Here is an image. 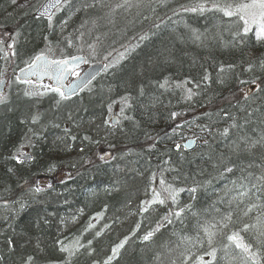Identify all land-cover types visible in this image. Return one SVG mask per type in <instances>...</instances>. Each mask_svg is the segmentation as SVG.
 <instances>
[{
    "label": "trees",
    "instance_id": "obj_1",
    "mask_svg": "<svg viewBox=\"0 0 264 264\" xmlns=\"http://www.w3.org/2000/svg\"><path fill=\"white\" fill-rule=\"evenodd\" d=\"M9 1L0 0V37L3 32L17 29L20 33L15 48L18 57L22 48L25 52L33 48L25 56L23 66L43 42L61 48L72 41L74 48L66 54L85 53L93 62L104 61L106 52L112 48L123 52L124 45L130 50L116 67L92 83L95 85L98 81L92 98H85L78 105L63 103L62 108L58 107L48 116L50 121L42 122V113L40 123L31 124L25 97L21 94L13 96L9 111L0 110V264H23L26 254L35 256L34 264H63L66 254L54 242L60 239L74 246L77 238L86 247L80 249L72 264H92L94 259L103 261L111 254V248L126 236L130 239L112 264H152L162 244L175 250L180 264H184L186 257H190L187 264H197L198 256L211 251L203 228L213 222V217L228 211V206L219 204V200L232 187L231 181L239 176L237 172L222 177L220 167H214L222 156L231 155L236 159L229 145L239 132L230 129L229 138L220 135L232 123L223 112L243 123L247 112L260 106L259 111H253L247 127L253 137L264 131V42L253 31L234 38L233 33L242 22L225 17L218 10L203 13L182 10L201 4L207 9L213 3L223 5L232 0H144L127 12L118 10L111 22L98 10L76 11L72 5L78 7L80 0H70L64 10L57 12L51 27L34 26L24 30V35L20 29L26 25L8 19ZM176 11L179 15H174ZM81 32L85 33L82 40L77 39ZM143 34H147V39L139 41ZM96 36L101 37L100 42H96ZM93 43H96L95 53L89 48ZM1 64L2 51L0 78ZM230 65L233 67L229 68ZM249 66L251 70H247ZM221 67L225 69L223 73L219 71ZM206 74L209 79L204 81ZM165 80V87H159ZM241 80L247 83L241 84ZM189 88L196 93L190 100L186 98ZM141 89L143 95H140ZM246 93L247 101L243 99ZM106 97L105 102L128 97L132 107L126 117L130 119L122 118L114 126L105 123L99 103ZM173 112L178 114L176 119L171 117ZM69 114L72 119L68 118ZM55 124L60 127H54ZM41 126L46 129L40 132L42 139H32L33 161L17 164L6 159L23 135L31 136L29 127L40 131ZM173 126L176 132L165 135V130ZM72 136L76 139L72 140ZM86 136L88 139H84ZM186 137L197 138L196 149L187 153L174 149L172 141ZM255 151L257 159L264 155V149ZM102 154L104 160L100 159ZM8 168H13L15 174L9 175ZM58 171L68 175H61V180H54L51 188L45 187L39 194L29 191L36 185V177ZM161 179L164 185L160 184ZM114 182L119 183L120 189ZM138 187L140 192L136 191ZM192 187L197 188L195 193L188 191ZM173 189L177 190L175 203L171 199ZM153 190L161 193L165 203L154 204L148 213H140V202L151 200ZM138 193L143 195L140 200L134 199ZM17 201L25 203L23 210H19ZM213 204L220 208V213L211 208ZM188 205L199 217L186 210L183 223L172 217L173 223L162 227L152 242L142 241V236L154 229L160 218ZM232 208L237 212L233 222L221 230L211 245L217 249L212 264H243L241 250L227 236L239 230L244 222L256 223L255 213L242 218L235 202ZM98 213L102 215L97 217ZM45 215L47 224L42 218ZM72 217L76 219L73 221ZM60 218L66 224H61ZM90 221L94 227L85 231ZM8 224L13 227L9 229ZM97 231L101 232L99 237L95 236ZM185 235L192 238L191 242L183 241ZM241 235L245 242L253 243V250L259 253V264H264V247L260 246L264 241H257L252 232H241ZM8 239L14 241V251L7 245ZM24 240L31 242L26 245ZM89 240L95 249L91 256L86 254ZM204 260L212 258L205 255Z\"/></svg>",
    "mask_w": 264,
    "mask_h": 264
},
{
    "label": "snow or ice",
    "instance_id": "obj_2",
    "mask_svg": "<svg viewBox=\"0 0 264 264\" xmlns=\"http://www.w3.org/2000/svg\"><path fill=\"white\" fill-rule=\"evenodd\" d=\"M29 3V0H24L23 4L18 5V0H12L13 5H18L20 8L27 7ZM70 4V0H48V3L45 5H42L43 12L41 15L46 16L49 27L52 26V19L55 12H59L64 10L66 6ZM72 7L75 8L76 11H87L89 9L98 10L105 13V16H107L111 22V18L118 12V10L123 9L125 12H127L132 7H139V4H133L132 0H116V2H112V0H80V4L77 7L76 5H72ZM213 9L218 10L223 13L225 17H235L237 21L242 22L239 24V26L235 29L233 33V37H241L246 36L249 32L255 28V35L258 40H264V0H232L230 3H225L223 5L219 3H213L209 8H205V5L201 4L198 7H192V8H183V11H192V12H201L203 13L205 10L212 11ZM54 10V11H53ZM174 15H179V11L174 12ZM145 19H148V17H145ZM65 25L67 24V21L64 22ZM87 21H85V24ZM93 27L96 25V21H92ZM81 27L83 28L84 25L82 24ZM157 28L160 27L159 24L156 25ZM17 36L20 35L19 32L16 33ZM85 33L81 32L80 36L77 39L83 38ZM199 38V37H197ZM9 39L12 41L11 43H7V48L12 51V55H16L15 53V39L12 37H9ZM96 42H100L101 37L96 36ZM147 39V34L140 35L139 41H143ZM139 41L137 42L138 46ZM5 45V40L3 37H0V51L3 50V47ZM132 46V47H135ZM68 47H72V41L68 42ZM95 47L96 43L89 44V48L92 49L93 53H95ZM123 52H118L117 49L112 48L110 51L106 52V55L104 56L105 60H109L110 57L113 56V52H117V55L119 59L113 58L109 62V64L104 65V68L107 69L109 67H116V65L119 63V60L125 59L126 54L129 52L130 48L129 46H124ZM84 61V63H88V60L85 59L82 56L78 55H72L71 53H68L64 55L62 59H49L44 54H37L32 59L31 62L27 63L26 69H21L22 72H33V73H43V74H49L50 78L55 79L56 86L53 87L51 85L45 86L47 91H50L52 93H55L56 96L59 97V99L56 100L57 106H59L62 102L68 100L71 98V96L77 91L82 90L84 86L89 84L92 79L95 78L94 74L90 75L88 77L82 76L79 69L80 61ZM233 66H229L231 68ZM251 70V66H249V69ZM221 73L225 71L224 67H221L219 69ZM72 76L76 79L71 84H65V80L67 77ZM209 79L208 75L206 74L203 77L204 81H207ZM24 82H31V81H24ZM223 82V81H221ZM2 83V81H0ZM184 83H192V81H184ZM241 84L247 83L244 80L240 81ZM253 84L256 83L255 80L252 81ZM167 84V80H165L164 83H161L159 87L164 88ZM181 85H177V87H180ZM196 87H200L199 83H196ZM67 88L68 91H65L64 89ZM257 90H259V86L257 87ZM47 91L40 92V93H32V92H25L24 95L28 97H32L34 95L44 96L47 94ZM187 99H191L193 95L196 93L193 92L191 88L187 89ZM143 89L140 90V95H143ZM243 99L245 101L249 100V96L247 93L244 95ZM6 100L5 96L0 95V104H4ZM122 100L124 101L125 107L131 108L132 105L128 103L129 98L123 97ZM239 104L233 105V107H236ZM242 110L247 111V109H244L243 106H241ZM109 110H111V106H109ZM260 106H257L252 111L247 112V117L244 119L243 123H238L237 118L235 116L229 117V113L224 111L223 115L226 118H230L232 120L231 125L228 128H224L223 131L220 133L221 136L225 138L230 137V129H236L239 132V135L236 139H232L231 143L229 145V151L232 155L236 157L235 160L232 159V156H228L227 158L221 157L219 164L214 165V167H220V176H225L227 174H235L239 173V176L236 177V179H233L231 181L232 187L228 189V191L225 193L224 196H222L219 200V204H224L228 206V211L221 213L218 217H213V222L205 226L203 228V231L205 235L208 237V246L211 248V251L204 252L203 255L197 257V264H212L213 260H216L217 256V249L212 248V238L215 236V232L211 231V229L219 228L222 230L224 228H228L229 225L233 222V216L237 214L236 211L233 210L232 204L235 202L236 209L241 214L242 218H248L250 217V214L255 213V221L254 224H249L247 222L242 223V227L239 228V230L233 231L230 235L227 236V240L234 244L235 248L240 249L241 253L243 254V264H259V253L258 251L253 250V243L252 242H245L244 236L241 235V232L248 233L252 232V234L255 236L257 241H264V155H262L259 159L256 158L257 153L256 149H264V131H261L260 134L256 137H253L250 135L248 131V124L251 122L250 118L253 115V111H259ZM124 111V108H121V112ZM178 116L177 113L173 112L171 114L172 119H176ZM69 119H72L71 114L68 116ZM126 119H130V117H125ZM25 122V121H22ZM30 123L33 125H37L40 123L39 115L34 114L31 119ZM105 123H108L106 121ZM113 123H119V121H113ZM264 123V122H262ZM54 127L59 128V124H55ZM46 129L41 126L40 131H37L36 129L29 127L28 133H31V136L28 137L29 140H32L33 138L36 140L42 139L40 132L45 131ZM65 132L68 131V129H64ZM255 131V129H253ZM72 140H75L76 137L72 136ZM84 139H88V137H84ZM204 143H207V141H204ZM181 146L177 145V149H179ZM250 157L249 159L245 160L242 157L243 156ZM6 159L14 160L17 164H20L24 162L25 160L32 159V157L27 156L24 153H20L19 155L12 154ZM101 160L105 159V156L102 154L100 156ZM7 173L9 175L15 174V170L13 168H8ZM154 178V177H153ZM211 183V181H209ZM160 184L164 185L165 181L164 179L160 180ZM49 188H51V184L48 185ZM6 190H8L6 188ZM29 191L33 194H39L44 191L43 188H41L38 184L34 187H30ZM154 191V197L151 200H143L140 202V213H148L150 209H152V206L154 204H160L163 205L165 203V199L160 198L161 193L158 191ZM179 191H184V189H179ZM190 193H195L197 191L196 187H192L188 189ZM176 192L177 190H172L171 199L173 200V203L176 202ZM192 199H195V196L192 197ZM17 203L20 204V209L23 210L26 206L24 202L17 201ZM4 206L7 207V201L4 202ZM243 206V207H241ZM211 208L216 212L220 213V208L213 204ZM18 210V211H19ZM187 212L191 213L194 217H199V214L192 210V206L188 205L186 207H181L178 210H175L174 212H170L168 215H165L164 217L160 218L157 223L156 227L152 230L147 231L142 236L143 242H152L153 237L156 235L157 232L161 230L162 227L166 226L167 224H172L173 219L172 217H175L176 220H179L181 223H183L185 213ZM82 212V210H81ZM18 214V212H17ZM101 213L97 214V217L101 216ZM44 220V223L47 224V216L42 217ZM96 217H93L95 219ZM76 217H72V220L74 221ZM61 224H66V221L64 218H60ZM5 223H7V218L5 219ZM197 224H200L199 218L197 219ZM13 225L8 224V228L11 229ZM94 225L89 222L87 228L85 231H88L89 229L93 228ZM107 227V225H106ZM101 235L100 231H97L95 233L96 237H99ZM132 235H135V233H132ZM67 239V238H65ZM130 239L129 236H126L123 240H121L118 244L114 245L111 248V254L108 255L103 261L94 259L92 261V264H112V261L114 259H117L120 255L121 249L125 247V244ZM192 238L189 236H184L183 241L184 242H191ZM30 240H24V243L27 245L30 243ZM56 245L59 246V251L61 253H65V257L63 260V264H72L73 259L77 257V255L80 252L81 248H85L86 246L79 243V238L76 239V243L74 246H69L64 243L63 240L57 239L54 242ZM197 243L202 242L197 240ZM92 241H88V246L86 248V254L88 256H91L95 249L91 248ZM7 245L11 250H15V244L12 239L7 240ZM262 247H264V242L261 243ZM36 247L39 248V241H37ZM227 247V246H226ZM42 251V249H41ZM209 256L212 258V260L205 261L204 256ZM190 257L185 258L184 264H187V259ZM156 260H159V255L155 256ZM35 256L32 254H26V258L23 260V264H34ZM172 264H176V261H173Z\"/></svg>",
    "mask_w": 264,
    "mask_h": 264
},
{
    "label": "rangeland",
    "instance_id": "obj_3",
    "mask_svg": "<svg viewBox=\"0 0 264 264\" xmlns=\"http://www.w3.org/2000/svg\"><path fill=\"white\" fill-rule=\"evenodd\" d=\"M142 1H144V0H132V3L133 4H139ZM43 2H44V0H29L27 7L20 8L18 5L23 4L24 0H18V5H13L12 0H10L8 3L7 9H6L7 10V16L10 17V16L16 15V17H21L20 15H23L24 13H26V11H31L33 13L35 10H37V7ZM132 8H134V7H132ZM10 9H12V12H11L12 15L9 12V11H11ZM16 17L13 18V20H16ZM55 17H53L52 21L55 19ZM12 22H14V21H12ZM44 24H45L46 29H48L49 28L48 21L45 23H42L40 20H38V21H34V20L32 21L31 20V21H29L28 26L26 25L23 27L24 29L23 28L20 29L21 34L23 35L24 30H27L28 28H33L35 26L38 29V28H41ZM12 30L14 31V28H12ZM13 31L1 33V37H3V39L5 40V45L2 46L3 50H2L1 78L6 80V85L3 89L4 91L1 95L5 96L6 100H5L4 104H0V110L6 108V111H9L10 102L13 99V96H17V95L21 94V96L25 97V104H27L29 113H31L32 110L38 111L39 107H44L42 109L43 112L39 111L36 114L39 115V117L42 115V113L44 114L42 122L45 120H49L48 116H52V114H53L52 111H55L58 107L62 106L63 103H61L59 106H57L56 100L59 99V97L56 96L55 93L47 91L45 86L50 85L48 82L41 84L40 86H37L33 82H29V84H21L20 82H18L14 78V75L16 74L18 69L23 67V63H24L23 60L25 59V56L29 52H32L33 48H28V50L26 52H25L26 49L22 48L21 53L19 54V57L16 55H12V51L7 48V43L12 42L9 39V37L14 38L16 41V43H15V48H16L17 39H18V36L16 35L17 29H16V31H14V32ZM252 31L254 32V35H255V28H253ZM62 40H64V39H62ZM262 41L264 42V40H262ZM70 48L71 49L74 48V45L72 44V47H70ZM70 48L68 47V43L66 45H63L60 48V47H54L51 44L49 45L48 43L46 45L45 42H43L39 46V49L37 50L35 55L44 54L51 59H61L64 57V55H66V51H69ZM86 52H88V50H86ZM72 54H74V53H72ZM35 55H33V56H35ZM82 55L86 56L88 63L93 62V61L89 60L88 54L83 53ZM32 58H30V61ZM113 58L119 59L117 52H114L113 56L110 57L109 60H104L102 62H104L105 64H109V62L111 60H113ZM112 68L113 67L107 68L106 72H107V70L112 69ZM97 85H98V81L96 82L95 85H89L82 94H80L79 96L75 97L74 100H72V102H74L73 104L76 103V105H78V103L81 102L82 100H85V98H92V96H94V91H96V89H97ZM26 91L32 92V93H40V92L47 91V94L44 96L34 95L32 97H28V96L24 95V93ZM103 105L104 104H102L99 107H102ZM109 106H111V110H109ZM122 107L124 108L123 112H121ZM60 108H62V107H60ZM103 108H104V111L101 115V118H103L104 121H108L107 124H110L112 117H116L117 119H119V123H117V124H120V121L122 120V118H125L127 116V113L129 110L128 107H125L124 101L121 98L113 99V100L107 102V104H105V106ZM49 112H50V114H49ZM28 117H30V115ZM175 128L176 127L173 126V128L166 129L165 135L171 136L172 133L175 131ZM28 137H29V135H23L21 137V140H20L19 144L16 145L17 148L14 150L13 154L18 155V153H20L21 150H23V149H29L30 150V148L32 147L33 140H29ZM186 139H187V137L182 138V139H175L174 141H172L173 142L172 145L176 144V142H178V141H185ZM54 175L55 174L52 173V174H50L49 177H54ZM61 178L62 177L59 176L56 179V182L58 180H61ZM56 182H54V183H56ZM46 185H47V180H45V182H42V188L44 189L46 187ZM211 231H214L216 233L215 236L212 238V246H213L216 242L217 236L221 232V229L217 226V228L211 229ZM157 255H159L160 259L156 260L154 258V260H153L154 262L152 264H172L173 261H176V264H180V262L178 260V256L175 253V250L164 245V244H162V245H160V247H158V250L156 251L155 256H157Z\"/></svg>",
    "mask_w": 264,
    "mask_h": 264
},
{
    "label": "water",
    "instance_id": "obj_4",
    "mask_svg": "<svg viewBox=\"0 0 264 264\" xmlns=\"http://www.w3.org/2000/svg\"><path fill=\"white\" fill-rule=\"evenodd\" d=\"M46 3H48V0H44V2L42 3V5H45ZM54 11V10H53ZM43 12V8L42 6H40L36 13H35V17L36 18H41L43 20H47L46 16H43L41 15V13ZM55 13V11H54ZM48 57V56H47ZM84 57V56H83ZM49 58V57H48ZM85 58V57H84ZM85 67V63L84 61H80V65H79V69L78 71H80L81 75L82 76H85V77H88L90 75H93L95 76V78L100 75L103 71H104V64H102L101 62H95V64H92L91 66L87 67V68H84ZM27 67H24L22 69H26ZM92 79L91 82L93 80ZM15 79H17V81L21 82V83H28V82H24L26 80L28 81H31V80H34L35 84L36 85H40L42 82L44 81H49L51 83V86L55 87L56 86V81L55 79H52L50 78V75L49 74H43V73H33L31 71L29 72H22L21 69L18 70V72L16 73L15 75ZM72 79L70 82L69 80ZM76 78L75 77H72V76H69L66 78L65 80V84H71ZM69 82V83H68ZM90 82V83H91ZM5 85V80L2 81V83H0V94H2L3 92V87ZM88 85V84H87ZM85 89V86L83 87L82 90ZM65 91H68L67 88L64 89ZM82 90H77L72 96L71 98H73L75 95H77L79 92H81ZM113 121H117V119L115 118H112V121H111V125H114L115 123H113ZM177 145H180L181 149L183 150V152L187 153L189 151H192L194 150V148L196 147L197 145V140L195 138H191V139H187V141L185 142H182V143H179ZM177 145L175 147V149H177ZM24 154H26L27 156H30L32 157L33 159V156H31V154L29 153H26V152H23ZM32 159H28V160H25L24 162L25 163H30L32 161Z\"/></svg>",
    "mask_w": 264,
    "mask_h": 264
},
{
    "label": "bare ground",
    "instance_id": "obj_5",
    "mask_svg": "<svg viewBox=\"0 0 264 264\" xmlns=\"http://www.w3.org/2000/svg\"><path fill=\"white\" fill-rule=\"evenodd\" d=\"M40 6H42V3L38 6V7H40ZM37 7V8H38ZM11 11H9L10 13L12 12V9H10ZM11 15H12V13H11ZM21 17H16V15L15 16H10L8 19H11V20H13V18H15L16 17V20H13L15 23L17 22V23H22V24H25V25H28V23H29V21H36L35 19H34V12L32 13L31 11H26V13H24L23 15H20ZM44 29V25L41 27V29ZM24 35V34H23ZM117 40H119V39H117ZM106 99H107V97L106 98H103L101 101H100V103H99V106H101L102 104H104L102 107H104L105 106V104H107V102H109V101H111V100H107V102H105L106 101ZM44 107H39L38 108V111H36V110H32L31 111V113H28V116L30 115V117H32L34 114H36L37 112H39V111H41V112H43L42 111V109H43ZM103 109V111H104V108H102ZM103 111H102V113H103ZM49 114H50V112H49ZM29 117V118H30ZM191 152H193V150L191 151ZM53 177H46L42 182H45V180H47V181H49V180H51ZM42 182H41V184H40V187H42ZM115 183V185H117L118 187L117 188H120L119 187V183L118 182H114ZM136 191H138V192H140L141 191V188H137L136 189ZM138 199V200H140V199H142L143 198V195L141 194V193H138L135 197H134V199Z\"/></svg>",
    "mask_w": 264,
    "mask_h": 264
},
{
    "label": "flooded vegetation",
    "instance_id": "obj_6",
    "mask_svg": "<svg viewBox=\"0 0 264 264\" xmlns=\"http://www.w3.org/2000/svg\"><path fill=\"white\" fill-rule=\"evenodd\" d=\"M34 14H35V11H34ZM34 19L36 20V21H38V20H40V21H43V19L41 20L40 18H36V17H34ZM72 100H74V99H68V100H66V101H64V102H62V103H68V102H72ZM28 150V149H27ZM60 173H58L57 175H59ZM61 175V174H60ZM57 177H59V176H57ZM46 178V176L44 177V176H41V177H39V181L37 182V181H35V183H36V185L38 184L39 186H40V184H41V182L44 180ZM35 185V186H36Z\"/></svg>",
    "mask_w": 264,
    "mask_h": 264
}]
</instances>
